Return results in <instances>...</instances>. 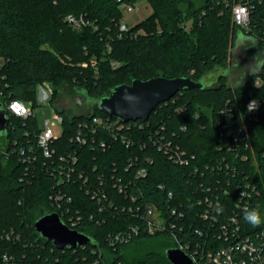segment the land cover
I'll use <instances>...</instances> for the list:
<instances>
[{
  "label": "trees",
  "instance_id": "16d2710c",
  "mask_svg": "<svg viewBox=\"0 0 264 264\" xmlns=\"http://www.w3.org/2000/svg\"><path fill=\"white\" fill-rule=\"evenodd\" d=\"M146 1L152 13L122 31L124 14L117 0H0L3 106L12 100L32 101L36 106L38 87L44 82L53 87L52 102L64 89L94 100L84 113L60 109L64 131L49 159L36 146L37 117L24 119L7 110V132L0 137V264H172L166 251L176 244L173 234L150 235L142 216L145 208L152 205L179 221L184 229L176 232L179 240L196 243L203 238L196 230L208 227L199 218L198 199L208 187L211 193L227 187L228 210L238 198L236 182H244L246 176L261 188L250 209L258 208L264 217V102L257 119H251L247 110L250 100H264V84L256 86L260 72H255L234 87L228 73L235 66L231 48L239 33L253 38L255 48H264V0H254L248 32L234 24L232 9L223 0ZM69 14L83 15L89 24L74 26L66 20ZM217 71L215 83L183 89L159 104L147 121L133 122L125 131L132 142L129 146L109 135H101L106 148L72 140L79 124L91 115L106 116L98 101L119 84L158 76L199 81ZM243 120L251 151L246 150L247 160L234 162L238 172L228 186L227 174L215 165L233 140L229 129L239 132ZM163 139L188 153L189 162L175 163L160 148ZM68 154L77 156L75 180L59 182L51 169L58 166L61 155ZM35 155L37 160L31 162L28 156ZM227 155L232 160V154ZM140 168L147 175L137 176ZM217 176L222 179L220 186ZM93 189L99 196H93ZM57 195L64 197L58 200ZM55 211L69 225L73 216L74 228L95 242L85 248H56L34 226L39 217ZM180 212L185 218L178 220ZM246 225L245 233L264 227ZM131 226L140 228L138 236L128 243L110 242V234Z\"/></svg>",
  "mask_w": 264,
  "mask_h": 264
},
{
  "label": "built area",
  "instance_id": "2783aa9c",
  "mask_svg": "<svg viewBox=\"0 0 264 264\" xmlns=\"http://www.w3.org/2000/svg\"><path fill=\"white\" fill-rule=\"evenodd\" d=\"M117 1L120 4L123 14L125 9L129 11L134 10L135 3L129 0ZM223 1L232 9L234 24L241 30L248 32L251 28L252 16L255 10L254 0ZM66 20L74 26L89 24V21H87L83 15L75 16L69 14ZM130 27L131 24L127 23L124 17L121 30H128ZM258 54L261 59V66L258 71L260 74L256 78V86L260 87L264 84V48H262V50L258 49ZM92 64L96 65V62L93 61ZM84 65L86 66L87 63H84ZM38 88L45 92V97L48 98L49 96L52 98L54 90L50 83L44 82L40 84ZM13 101L18 102L15 106H19V110H17L15 106L12 110H9V105H11ZM263 102L264 100L261 101L258 99H253L248 102L247 110L250 113L251 119L258 118V111ZM6 109L10 113L24 119L36 116L32 101L12 100L7 104ZM228 109L231 111L230 108ZM17 112L19 115L16 114ZM137 121L125 122L107 114L106 116L91 115L88 121L79 124L78 130L73 135L72 140H76V142L80 144L94 143L96 146L106 148L108 143L101 135H109L114 139H120L129 146L132 142L127 138L125 131L131 129V124ZM63 123L64 116L62 112L57 106H52V117L45 120L43 128L39 127V131L36 135V146L47 159L52 158L56 154L57 149L55 147V142L64 131ZM219 123H223V121ZM227 124L228 123H224L225 128ZM58 125L62 127V132L60 134L55 133V127ZM231 125L233 126V124ZM229 130L230 134L233 136V140L228 146L227 153L232 154L233 158L231 160L227 153H225L221 159L216 161L215 165V168L217 166L220 171L227 174L226 184L228 186L234 182V177L238 172L237 164L234 162L237 160H247L249 155L246 150L251 151L250 133L247 123H245L244 120L239 132H236L234 129L232 130V128ZM240 135H242L243 138ZM160 148H164L165 152L169 154L170 158L175 163L184 165L190 160V155L188 153L180 149L178 145H172L171 142L164 143V139L160 144ZM251 153L253 154L252 156H256L254 152ZM191 156L192 158L194 157L193 155ZM28 159L34 162L37 160V156H28ZM59 159L60 162L58 166L54 167L55 169L52 167V173H58L59 182L75 180L73 179V175L75 174L74 165L77 163V156L75 154L61 155ZM145 175H147V170L145 168H140L137 172V176ZM80 176L82 177L83 173H80ZM216 179L217 184L220 186V180L222 179H220L219 176H217ZM236 183L239 189L238 198L232 201L233 203L229 205L228 210H225L224 199L231 195V191L227 187H223L222 192L217 193H211L213 189L212 187H208V192L204 193L203 197L198 199V204L202 207V210L198 213L199 218L206 221L208 227L206 230H196L199 235L203 236V238L196 243H193L190 239L180 241L176 232L178 229H180L181 232L184 231L183 226H180L179 221H173L165 217L152 205L147 206L142 214L147 223L146 231L150 235L161 232H170L173 234V239L176 243L173 247L185 252L192 259L193 264H264V227L245 233V230H247L245 229L247 227V222L243 219V210L245 208L250 209L253 199L260 196L261 188L258 187L256 182L249 179L248 176L245 177L244 182ZM119 189L121 192L123 191L122 186H119ZM242 191L246 193V195L241 196ZM91 192L93 196H96V194L99 196V191L93 189ZM102 196L105 197L104 194ZM63 197L62 195H57L58 200ZM218 207L222 208L223 211L218 213L216 211ZM57 213L64 223L70 228L75 229L73 216L69 219V222H71L69 225L64 220L63 215L59 212ZM176 214L177 212L174 210L172 215ZM177 218L181 220L185 218V214L180 212ZM139 234L140 228L131 226L124 232L110 234L109 239L112 244L117 245L119 243H128L135 235L138 236ZM221 242H224V244H221ZM87 245L88 244H84L80 246L85 248Z\"/></svg>",
  "mask_w": 264,
  "mask_h": 264
},
{
  "label": "water",
  "instance_id": "95a60500",
  "mask_svg": "<svg viewBox=\"0 0 264 264\" xmlns=\"http://www.w3.org/2000/svg\"><path fill=\"white\" fill-rule=\"evenodd\" d=\"M213 84V83H211ZM190 77L168 78L158 76L147 80L134 79L131 84H119L98 102L100 109L111 117L125 122L148 120L155 108L174 97L183 89H203L211 85ZM82 96L76 97L82 103ZM9 115L0 101V137L7 132ZM35 229L58 249H75L80 245L95 242L86 233L70 228L57 212H46L34 223ZM172 264H193L183 251L171 247L166 251Z\"/></svg>",
  "mask_w": 264,
  "mask_h": 264
},
{
  "label": "rangeland",
  "instance_id": "374dc122",
  "mask_svg": "<svg viewBox=\"0 0 264 264\" xmlns=\"http://www.w3.org/2000/svg\"><path fill=\"white\" fill-rule=\"evenodd\" d=\"M151 13L152 7L150 4L146 0H140L134 4L133 11L125 9L124 17L127 23L133 25L145 19ZM257 50L258 48H255L253 38L239 33L235 44L231 48L232 61L235 65L228 71L231 85L234 87L242 86L250 74L260 70L261 59ZM217 75L218 71L206 77L204 79L205 83H215ZM80 96H82V103L76 101V97ZM51 100V97H45V92L38 88L36 98L37 105L34 106V113L36 114L38 126L40 128H43L46 119L52 117V106L65 109L70 113L74 112L75 114H80L89 111L92 103H94V100L90 98L86 99L81 92L69 89H64L56 101L52 102ZM61 132L62 127L59 125L56 126L55 133L60 134ZM172 243V241H169V244Z\"/></svg>",
  "mask_w": 264,
  "mask_h": 264
},
{
  "label": "clouds",
  "instance_id": "9594fccd",
  "mask_svg": "<svg viewBox=\"0 0 264 264\" xmlns=\"http://www.w3.org/2000/svg\"><path fill=\"white\" fill-rule=\"evenodd\" d=\"M18 102L13 101V103L11 105H9V110H12L13 107L17 104ZM254 103V102H252ZM17 115H19V113H16ZM246 195V193H244L243 191L241 192V196ZM216 211L218 213L222 212L223 209L218 207L216 209ZM243 219L245 222H247L248 224H250L252 227H259L261 224H264V217H262L260 211L258 208H253V209H247L245 208L243 210Z\"/></svg>",
  "mask_w": 264,
  "mask_h": 264
},
{
  "label": "snow or ice",
  "instance_id": "6c2138e0",
  "mask_svg": "<svg viewBox=\"0 0 264 264\" xmlns=\"http://www.w3.org/2000/svg\"><path fill=\"white\" fill-rule=\"evenodd\" d=\"M17 108V110H19V106H15Z\"/></svg>",
  "mask_w": 264,
  "mask_h": 264
}]
</instances>
